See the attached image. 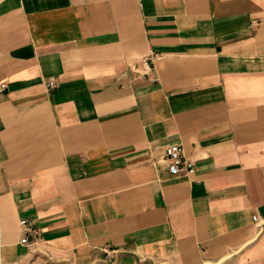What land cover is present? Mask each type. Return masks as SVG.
<instances>
[{
	"label": "crops",
	"instance_id": "obj_1",
	"mask_svg": "<svg viewBox=\"0 0 264 264\" xmlns=\"http://www.w3.org/2000/svg\"><path fill=\"white\" fill-rule=\"evenodd\" d=\"M1 83L0 264H264V0H0Z\"/></svg>",
	"mask_w": 264,
	"mask_h": 264
},
{
	"label": "built area",
	"instance_id": "obj_2",
	"mask_svg": "<svg viewBox=\"0 0 264 264\" xmlns=\"http://www.w3.org/2000/svg\"><path fill=\"white\" fill-rule=\"evenodd\" d=\"M159 57L160 55L157 53H150L141 58L134 66L138 68L143 75H149L153 72L152 62ZM55 86L56 81L54 77H50L46 80L45 87L48 91L53 90ZM4 88L5 84L1 83L0 91ZM163 160L171 176H188L195 170L194 161L184 155L182 146L177 143L169 144L164 148ZM252 219L256 222L259 221L256 215H253ZM19 225L22 231L20 242L27 243L30 238L33 242L39 239V229L35 227L30 220L20 219ZM99 251L104 253V261L109 264H117L116 249L103 246L99 248Z\"/></svg>",
	"mask_w": 264,
	"mask_h": 264
}]
</instances>
